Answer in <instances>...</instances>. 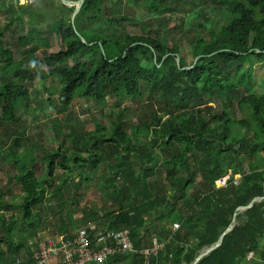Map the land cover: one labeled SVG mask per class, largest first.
Segmentation results:
<instances>
[{"label":"trees","instance_id":"16d2710c","mask_svg":"<svg viewBox=\"0 0 264 264\" xmlns=\"http://www.w3.org/2000/svg\"><path fill=\"white\" fill-rule=\"evenodd\" d=\"M78 1L82 4L72 23L75 7L66 8L58 0L56 4L50 3L51 9H39V12H31L19 5L18 0H11V5L14 3L21 14L16 18V25L27 24L29 30L26 36L19 38L22 56L31 61L38 51L47 50L50 35L58 37L63 45L61 51L44 58L47 69L53 68L59 80L60 112L72 111L77 99L104 106L108 97H139L142 84L149 88L146 99L155 95L168 96L178 108L185 110L190 105L198 108L197 114L184 112L183 118L175 122L169 118L162 121L161 116L155 115L157 127H162L166 136L158 135L138 146L117 116L113 136L104 141L110 144L112 157L111 153H90L98 142L90 136L84 143L77 140V153L70 158L62 152V145H57L43 159L48 178L53 176L55 160H58L56 167L64 173L57 191L67 183L74 186L76 180L71 178L77 170L91 172L104 160L111 173L124 177L130 186L126 193L129 194V190L135 193L136 202L120 191L125 194L123 198L117 197V214L109 220L107 230H129L137 251L144 249L145 232L152 231L156 244L162 247L148 257L140 253L118 254L103 264H193L204 248L218 242L234 216L237 223L233 229L197 264H261L256 258L264 256V200L250 204L263 196L264 93L237 96V107L242 115L239 121L222 115L209 120L210 126L200 112L205 105L203 93L211 98H222L228 93L258 86L254 64L264 61V0H190L198 30L191 39L190 61L182 56L177 46L163 42L156 31L146 37L117 34L114 27L130 19L108 8L106 1L109 0ZM159 1L148 0L147 12H160ZM206 2L213 5L206 7ZM205 10L213 18H209ZM42 22L48 23L42 26ZM1 37L0 32V53L6 59L0 66L3 79L0 83V125H5L15 121L22 101L28 96L24 86L28 72L13 61ZM79 55H85L87 60L62 68ZM143 125L149 132L154 128V125ZM136 134L139 136L138 131ZM18 141L15 139L13 145ZM83 147H86L87 159L81 155ZM156 147H161L163 152L152 159ZM202 147L211 150L209 156L212 155L213 160L207 155L196 159V149ZM232 148L243 155L262 153L259 168L243 173L239 166L232 167L225 158ZM24 151L16 154L12 149L8 159L15 169L14 180L24 193L20 205L21 222L33 230L37 227L34 210L43 204L46 186L31 167L34 159ZM131 154L144 176L157 166L164 171L171 183L169 194L155 191L144 181L140 187L135 167L128 161ZM144 160L151 166L142 167ZM231 167L232 178L225 187L216 188V181ZM197 176L200 182H196ZM233 176L239 178L235 181ZM76 179L83 178L80 174ZM108 180L106 187H112L113 178ZM247 207L243 212L245 220L238 222L237 211ZM9 210L0 196V231L3 234L0 264H12L18 257L23 259L21 264H33L28 246L31 240L25 237V232L15 230L18 219L13 214L6 216ZM82 223L86 225L87 221ZM173 224L179 225L175 231ZM8 253L12 254L10 261ZM250 253L252 258H248Z\"/></svg>","mask_w":264,"mask_h":264},{"label":"rangeland","instance_id":"374dc122","mask_svg":"<svg viewBox=\"0 0 264 264\" xmlns=\"http://www.w3.org/2000/svg\"><path fill=\"white\" fill-rule=\"evenodd\" d=\"M58 1L62 3L61 0ZM4 2L5 0H0L1 41H3L6 51L12 54L13 61L21 64L20 67L32 75V77H29L26 73L27 80L24 82V86L27 89L28 96L22 101L15 121L0 125V196L10 209L5 215L13 214L18 219V226L15 227V230L25 232V237L31 240L28 244L29 247L37 239L71 234L82 226L88 227L95 234L103 232L107 230V224L112 216L117 214L116 211L119 207L117 197L123 198L122 195L126 193L127 186H129L124 181V177L116 172L111 173L108 163L103 160L91 172L87 169L77 170L71 178L76 180L74 186L67 183L66 186L61 187L60 191H57L56 189L59 187L60 179L63 178L64 173L62 169L56 167L58 160H55L53 176L48 178V171L44 167L43 159L57 145H62V152H65L66 157L70 158L72 154L77 153L75 148L77 140L84 143L90 136L98 141L94 145L95 147L90 149V153H111L110 157H112L114 153L111 146L104 141L113 136L115 122L118 120L117 116L120 117L124 129L132 138L133 143L138 146L137 144L142 143L141 145H144L152 138L156 139L158 135L166 136V131L162 127H157L158 125L154 120L155 115L161 116L162 121L169 118L172 122H175L180 117L183 118L184 112L197 114L198 108L190 105L183 110L176 107L168 96L155 95L152 99H146L149 88L142 84L141 96L139 97L123 99L108 97L104 106L91 100L77 99L72 111L60 112L58 103L59 80L53 68L48 67L47 69L44 59L63 49L60 39L55 35H50L48 37L49 48L38 51L31 61L22 56L19 38L29 33L28 25L17 26L16 18L21 15L20 12L14 3L11 5V0ZM52 2L56 4L57 0H18L19 5L31 12H39V9L44 8L51 9L50 3ZM72 2L80 3L78 0H72ZM106 4L108 8L117 11L120 16L130 19L114 27L117 34L146 37L156 31L163 42H170L177 46L182 56L187 61L191 60V39L198 30L196 27L197 17L193 13L194 9L190 0H160L157 4L161 11L157 12L155 10V12L151 11L149 13L146 10L148 0H109L106 1ZM212 5L210 2L205 3L206 7ZM203 7L204 5L200 6L202 9ZM66 8H72V6H66ZM205 13L209 18H213L208 10H205ZM47 23L42 22L40 25L44 26ZM5 60L0 53V66ZM85 60H87L85 55L76 56L70 59L62 68L72 67ZM254 69L258 82V86L255 88L242 89L235 94L228 93L222 98H211L208 94L203 93L205 105L200 112L202 118L208 122L213 118L226 115L230 119L241 120L242 115L237 107V96L264 93V61L255 63ZM45 74L49 75L46 77ZM43 77H45V81ZM1 82H3L2 78H0ZM1 115L2 110L0 109V117ZM144 123L154 125V128L149 132L144 127ZM208 125L212 126L211 122H208ZM231 130H234L233 127ZM137 131L139 136L136 134ZM15 139H19V144L17 143L14 146L13 141ZM85 148H82L83 154L81 155L87 159ZM205 148L196 149V159H202L207 155V158L213 160L212 155L209 156L211 150ZM12 149L16 154H21L25 150L26 155L34 159L31 167L34 169L36 177L44 182L46 186L45 200L39 209L34 210L37 216V227L33 230L27 229L21 222L20 205L24 193L14 180L15 169L12 161L8 159ZM162 152L161 147H156L152 159H157ZM262 157V153L243 155L234 148L225 154V158L230 162V165L232 167L239 166L243 173H250L258 169L259 160ZM128 161L135 167L134 172L140 182V187H142L144 181L150 184L155 191L170 193L171 183L166 179V175L160 167L157 166L152 173L144 176L145 173L135 166L137 162L133 158V154L130 155ZM142 165L145 168L151 166V163H146L144 160ZM193 165H195V168L198 167L197 164ZM232 167L223 177L230 174L232 178ZM80 174L83 179L77 180L76 178ZM85 178H87L86 181ZM110 178H113V186L106 187ZM237 178L239 177L233 176L235 181ZM219 180L215 184L218 188L221 185ZM200 181V176H197L196 182ZM134 194L129 190V194L126 193V198H134ZM134 201L136 202L137 199L134 198ZM243 212V209L237 211L239 215L238 222L245 220ZM144 218L146 219V217ZM84 220L87 221L86 225L82 223ZM235 222L237 223V220ZM154 234L152 231L145 232L142 244L143 250H150L152 247L159 250L162 247V245L156 244ZM1 236L3 234L0 231ZM248 256L252 258L253 255L249 254ZM11 258L12 254L8 253V260L10 261ZM17 259L23 262L21 257ZM17 259H14L12 264H16ZM256 260L258 263L264 264L263 255L257 257ZM119 264H126V262Z\"/></svg>","mask_w":264,"mask_h":264},{"label":"built area","instance_id":"2783aa9c","mask_svg":"<svg viewBox=\"0 0 264 264\" xmlns=\"http://www.w3.org/2000/svg\"><path fill=\"white\" fill-rule=\"evenodd\" d=\"M231 178L230 174L219 180V187H225ZM264 188V184H263ZM264 197L256 198L254 202L263 201ZM178 224H173L177 230ZM33 264H103L112 256L118 254H135L128 230H106L95 234L82 226L73 234L40 239L30 246ZM158 249L141 251L145 256L156 254ZM16 260V264H21Z\"/></svg>","mask_w":264,"mask_h":264},{"label":"water","instance_id":"95a60500","mask_svg":"<svg viewBox=\"0 0 264 264\" xmlns=\"http://www.w3.org/2000/svg\"><path fill=\"white\" fill-rule=\"evenodd\" d=\"M62 1V4L64 6H72V7H75V11L72 15V18H71V21L72 23L74 22V18L76 17V15L78 14L79 10H80V7H81V4H82V1H80V3H74V2H69L67 0H61ZM255 200L252 201V203L250 204V206L254 203ZM249 206V207H250ZM249 207L247 208H244L243 210H246L248 209ZM236 222H235V218H233V221L231 223V226L222 234V236L219 238L218 242L213 245L212 247H209L205 250H202V252L200 253V255L196 258V260L194 261L193 264H197L203 257H205L207 254H209L213 249L217 248L221 243H222V240H223V237L228 233L230 232L233 227L235 226Z\"/></svg>","mask_w":264,"mask_h":264},{"label":"crops","instance_id":"0c3cea01","mask_svg":"<svg viewBox=\"0 0 264 264\" xmlns=\"http://www.w3.org/2000/svg\"><path fill=\"white\" fill-rule=\"evenodd\" d=\"M217 182V181H216ZM217 187V186H216ZM218 188V187H217ZM219 188H222V187H219ZM218 188V189H219ZM262 197H264V188H263V196ZM234 218H235V221H236V217L234 216ZM233 221V220H232ZM174 230V229H173ZM175 231V230H174ZM75 232V231H74ZM73 232V233H74ZM73 233H71V234H73ZM48 238V237H47ZM40 239H45V238H40ZM40 239H37V240H35V242L36 241H38V240H40ZM35 242H33V243H35ZM156 248V247H155ZM155 248H150V250H153V249H155ZM149 249V248H148ZM141 251H146V250H141ZM141 251H137V253H140ZM136 254V253H135ZM141 254V253H140ZM251 254V253H250ZM144 255V254H143ZM252 255V254H251ZM145 256V255H144ZM148 256H150V255H147V256H145V257H148ZM248 258H249V256H248ZM31 259H32V255H31ZM32 262H33V260H32Z\"/></svg>","mask_w":264,"mask_h":264}]
</instances>
